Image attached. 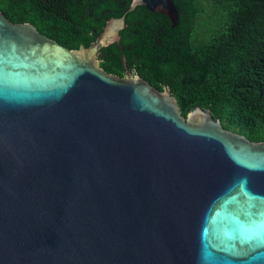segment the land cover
<instances>
[{"label": "water", "instance_id": "95a60500", "mask_svg": "<svg viewBox=\"0 0 264 264\" xmlns=\"http://www.w3.org/2000/svg\"><path fill=\"white\" fill-rule=\"evenodd\" d=\"M177 21L171 0H129ZM0 12V264H264V142Z\"/></svg>", "mask_w": 264, "mask_h": 264}, {"label": "trees", "instance_id": "16d2710c", "mask_svg": "<svg viewBox=\"0 0 264 264\" xmlns=\"http://www.w3.org/2000/svg\"><path fill=\"white\" fill-rule=\"evenodd\" d=\"M171 1L172 28L143 7L127 12L129 0H0V12L67 50L88 47L105 21L122 16L117 42L97 56L103 71L120 77L124 61L157 90L164 80L180 116L197 107L222 129L264 142V0ZM207 18L213 24L201 31Z\"/></svg>", "mask_w": 264, "mask_h": 264}, {"label": "flooded vegetation", "instance_id": "af4514ba", "mask_svg": "<svg viewBox=\"0 0 264 264\" xmlns=\"http://www.w3.org/2000/svg\"><path fill=\"white\" fill-rule=\"evenodd\" d=\"M99 54V53H98ZM98 56V55H97ZM97 58V57H96ZM98 61V60H97ZM122 71H121V78L124 77H133V76H138L136 73H134V70L132 68H127L125 66V62L122 61ZM140 79H142L140 76H138ZM145 81V80H144ZM147 82V81H146ZM148 83V82H147ZM149 84V83H148ZM156 84L159 86L160 90H157L154 86H152L151 84H149L151 87H153L156 91L158 92H162L165 89L169 92L167 86L164 85V80L162 81H157ZM171 95V94H170Z\"/></svg>", "mask_w": 264, "mask_h": 264}, {"label": "rangeland", "instance_id": "374dc122", "mask_svg": "<svg viewBox=\"0 0 264 264\" xmlns=\"http://www.w3.org/2000/svg\"><path fill=\"white\" fill-rule=\"evenodd\" d=\"M207 4H208V3H206V2H202V4H201V7H202V9H203L204 12H208V5H207ZM206 20H207V21H206ZM206 20L201 19V25H204V28H203L201 31L206 30L207 28H209L210 25L213 24V23H212V19L209 20V19L207 18Z\"/></svg>", "mask_w": 264, "mask_h": 264}]
</instances>
